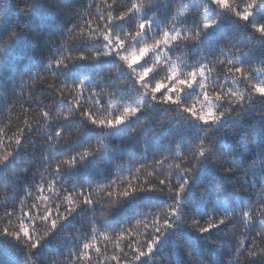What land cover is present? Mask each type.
<instances>
[{
	"label": "snow or ice",
	"instance_id": "6c2138e0",
	"mask_svg": "<svg viewBox=\"0 0 264 264\" xmlns=\"http://www.w3.org/2000/svg\"><path fill=\"white\" fill-rule=\"evenodd\" d=\"M52 3L13 0L22 19L0 31V53H14L29 32L35 33L29 46L48 47L53 56L46 64L33 59L44 72L62 77L65 89L59 90L57 102L68 105L55 115V104L40 109L36 127L43 122L49 146L64 149L57 155L66 158L45 154L40 182L23 189L18 208L0 215L3 264H264V67H245L254 58L253 42L264 65V0H201L192 5L195 17L180 0L171 20L167 6L162 16L152 11L155 0L148 6L131 0L121 11L118 0H101L95 5L97 19L89 18L88 11L78 12L76 22L57 39L52 38ZM10 7L0 8V14L7 15ZM56 9L62 11L59 3ZM132 21L134 31L125 27ZM230 36H241L249 51L236 43L218 47ZM189 43L197 54L207 45L209 55L199 56L194 64L173 61L170 53ZM76 45L83 50L73 55L70 49ZM213 51L219 55L212 56ZM105 67L109 81L123 78L111 93L93 86L105 79ZM89 70L95 75H87ZM161 71L165 75L157 78ZM28 74L32 76L31 62ZM113 96L118 97L115 102ZM29 111L23 110L22 126L11 135L0 127V174L13 165L34 130ZM250 114L259 127L249 149L233 141L249 135L252 125L244 118ZM94 134V150L91 143L81 151L69 147L73 139L82 142ZM113 137L136 144L142 138L140 159L161 149L163 154L147 164H132L128 176L117 175L95 190L88 173L73 180L69 189L65 177L70 180L94 166L100 149L107 150L105 141ZM124 171L117 166V173ZM238 184L249 193L248 200L235 198L232 189ZM100 191L106 205L93 199ZM98 205L105 217L99 222ZM84 210L93 213L91 227L75 238L64 260L46 256L43 250ZM125 211L129 215L118 218ZM237 223L240 234L233 230L229 235L226 229ZM213 236L220 244L231 241L226 251L213 253Z\"/></svg>",
	"mask_w": 264,
	"mask_h": 264
},
{
	"label": "trees",
	"instance_id": "16d2710c",
	"mask_svg": "<svg viewBox=\"0 0 264 264\" xmlns=\"http://www.w3.org/2000/svg\"><path fill=\"white\" fill-rule=\"evenodd\" d=\"M111 2V0H109ZM183 2L190 7V15L195 17L196 10L192 8V5H197L201 3V0H183ZM61 5L62 11L56 9V4ZM101 3V0H53L52 7L54 9L52 14V20L54 22V32L53 39L60 37L61 32L64 29L70 27L76 22V16L78 12L88 11L90 13L91 19H97L96 7L95 5ZM143 3L148 6L150 0H143ZM180 0H155L156 7L152 8V11L157 13V16H162L164 13V7L167 6L168 15L167 19L171 20L176 15V8ZM92 4L91 9H87V5ZM131 0H118L116 6L117 11L124 10L127 6H130ZM9 5L11 7L8 9L7 15L0 14V31L6 32L9 25L17 20L22 19L17 12L13 0H0V8H6ZM135 21L129 22L125 27L129 30L134 31ZM191 21H189V26ZM34 32H29L28 36L25 38V42L17 45V50L9 55L7 52L0 53V62L4 63L3 67H0V127H5L8 135H11L16 131L17 128L22 126L25 114L24 109H29L27 114L29 122L33 126V132L27 135V142L23 145L19 156L16 157L13 165L9 168L3 169V174H0V215L7 209L19 207L20 198L25 197V191L23 189L29 188L31 184H36L40 182V173L45 171V166L43 164V156L45 154L55 156V159H65L66 157L62 155H57L58 152L64 149L55 147V145L49 146L47 140V129L43 126L41 122V127H36V121L40 119V109L42 106H51L55 104V109H53V114L55 115V110L65 111L67 109V103L61 105L57 101L59 100L58 92L61 89H65V85L61 83L62 77L57 74L53 77L51 74L44 72L40 64L36 63L33 57L37 59H42V62L46 64L48 59L52 58L53 54L48 50V47L41 44L37 45L35 48L29 46L31 36ZM151 33L149 34V41L151 39ZM68 43L71 44L72 41L68 38ZM230 43H236L239 49L243 52H248L249 48L245 43H241V36H230L228 39H221L220 45L218 47H226ZM73 55L77 54L79 51L83 50L82 45H76L70 49ZM173 61L179 63L181 60L187 61L189 64H194L199 56L209 55L207 45H204L203 49L197 54L192 44H187L186 46L180 47L174 52L170 53ZM212 56H218V51H213ZM253 59L250 63H246L245 67L258 70L264 65L260 63V48L253 42L252 49ZM5 56L9 59L5 61ZM31 62V73L29 76V66ZM11 65V67L9 66ZM190 69H185L188 71ZM39 73V75H36ZM87 75L94 76L95 74L89 70ZM114 75V73H112ZM105 79L100 82L96 81L93 85L96 91L103 90L106 93H111L114 91L113 84L120 85V81L113 80L109 81L107 77L110 75L109 70L105 67L103 73ZM165 75L163 71L159 73L157 78H161ZM33 77H35V84H33ZM42 77V79H41ZM72 81L69 80V83ZM78 83V81H77ZM209 84L212 83L211 80L208 81ZM69 97H65L67 100ZM118 97L113 96L112 100L115 102ZM195 99V96L188 98V102ZM106 103V102H105ZM88 101H85V106H87ZM107 106V105H106ZM253 115L250 114L244 119L246 122L251 123L252 127L249 128V135L246 137H238L233 143H239L247 146L249 149L254 142V129L258 128V124L253 120ZM55 127V125H54ZM227 130H223L220 139H224V135ZM97 134H94L90 140H82L78 142L73 139L69 142V147L73 148L75 151H81L82 146H89L91 143V148L94 150L96 145ZM231 141V137H229ZM7 143V140L5 141ZM167 140L163 141V144L167 146ZM105 147L100 149L99 159L95 162L94 166H90L89 169H82L80 174L65 180H68V187L71 188V183L73 180L79 181L83 178L85 173L89 175V183L92 185V189L95 190L103 185L108 184L110 181L115 180L117 175L128 176L129 173L126 171L132 164L135 163H150L154 159H159L160 155L163 154V150L154 151L147 155V160L140 159V153L143 151L144 145L142 138H140V143L136 144L132 140H123L120 137H113L111 140L105 141ZM123 153V154H121ZM111 158V159H110ZM125 169L122 173H117V166ZM54 167V164L52 165ZM22 170H26V175L21 174ZM151 170V169H149ZM51 176V173L48 174ZM5 176L9 178H5ZM19 176V179H16ZM241 178L243 174H240ZM249 178L251 174L249 173ZM28 181L26 184L25 181ZM236 193V199H240L243 195L244 200H248L249 193L245 192L242 185H237L236 188L232 189ZM255 199V195L252 196ZM93 199H98L101 204L106 205L107 200L104 199V192L100 191L98 193H93ZM30 204L31 201L29 200ZM130 211V210H129ZM129 211L121 212L118 218H123L129 215ZM93 216V213L84 210L80 214H74L73 217L69 219L66 226L62 231L55 237L49 246H47L43 252L46 256H52L59 261H63L67 255V249L72 247L75 243V238L78 237L82 232L87 231L91 225L89 224V218ZM105 217L101 216L100 206H97L95 212V219L99 222ZM235 230L237 235L241 232L240 224L230 225L226 231L231 235L232 231ZM67 242V243H66ZM231 241H224L220 244L216 237L213 236L209 247L212 249L213 253L223 252L227 250V246ZM104 247V242L100 245ZM109 254H111V249L109 247ZM22 259V257H21ZM4 258L0 257V264H3Z\"/></svg>",
	"mask_w": 264,
	"mask_h": 264
}]
</instances>
